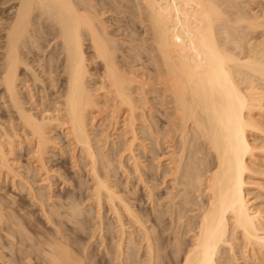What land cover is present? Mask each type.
Returning <instances> with one entry per match:
<instances>
[{
  "label": "bare ground",
  "instance_id": "1",
  "mask_svg": "<svg viewBox=\"0 0 264 264\" xmlns=\"http://www.w3.org/2000/svg\"><path fill=\"white\" fill-rule=\"evenodd\" d=\"M132 1L131 7L136 8L132 14L145 26L139 38L130 35L131 31L138 32L132 21L123 30L107 22L119 4L125 5L122 0H0V97L5 107L0 111V176L12 178L23 188L26 183L33 198L45 205L54 195L50 156L59 144L53 133L59 128L73 146L72 157L77 159L81 153L89 160L93 200L100 208L107 204L119 223L120 233L116 234L120 240L115 251L114 244L110 247L108 264H139L134 259L138 249L132 246L136 230L146 242L147 264H160L169 258L156 242L163 236L165 213H170L174 227L168 238L172 239L171 246L177 241L173 250L178 264L238 262L232 254L233 258L228 256L224 261L222 254L225 246L234 250L239 239L245 243V252H263L264 217L249 198L247 185L251 174L261 173L253 163L257 144L252 134L264 133V123L256 116V111H264V91L254 83L264 82V38L254 42L249 35L251 29L264 27V18L249 17L244 6H238L242 0ZM142 48L149 57L147 63L141 61ZM244 48L248 53L240 56L236 50ZM39 95L49 103H39ZM106 111L111 122L108 127L112 125L121 138L119 142L114 138L110 148L109 131L113 128H106L104 138L99 135L103 139L95 138L93 131L97 118L106 119ZM142 114L147 115V123H143L147 130L140 126L145 120ZM162 115L167 117L166 124ZM144 132L148 137L143 138L152 143V157H160L159 168L163 165L161 157L166 155L164 172L157 175L156 165V173L151 174L157 179L155 185L171 180V187L177 190L170 193L174 194L171 205H161L163 209L155 194L158 204L152 207L154 214L149 210L146 215L142 205L136 209L132 197L117 188L121 178L109 173L116 165L112 163L114 156L110 157L115 154L111 145L122 142L120 148L116 145L120 155L115 154L120 158L115 159L117 164L125 168L129 180L133 171L140 181L145 180L146 169L142 173L144 163L141 165L136 151L137 145L144 143L140 137ZM99 140H104L103 147ZM164 144L169 151L161 153ZM23 148L30 168L45 185L38 191L31 181L34 177L23 173L16 163L24 155ZM126 154L134 170L127 166ZM119 167L115 168L118 172ZM147 181L151 180L144 183ZM151 186L147 188L152 196L156 186ZM4 193L0 194V227L7 224L12 228L16 222L2 202L8 198L5 200L13 208L18 198L9 191ZM125 214L130 228L136 226L129 234L135 252L124 249L129 223ZM148 220H152L153 232L146 224ZM186 234H191V239L183 243ZM7 237L10 243L15 241L13 232ZM49 244L51 249H42L44 262L37 264H86V259L66 242L52 239ZM25 256V264H35ZM1 260L0 264L6 263Z\"/></svg>",
  "mask_w": 264,
  "mask_h": 264
},
{
  "label": "rangeland",
  "instance_id": "2",
  "mask_svg": "<svg viewBox=\"0 0 264 264\" xmlns=\"http://www.w3.org/2000/svg\"><path fill=\"white\" fill-rule=\"evenodd\" d=\"M109 1L112 2V0H109ZM119 2L121 3V0H119ZM221 2L222 1H220V3ZM242 3H243V5H242ZM109 4L110 3H108V5ZM122 4L123 5L125 4V5L121 6L119 4L120 8L116 7V10L112 11L111 14H109L110 16H107V22L109 21L108 24L111 23L112 26H116V25H118L119 27L121 26L120 29L123 30L124 29L123 26H125V24L127 22L132 21L136 24L135 28L138 29V32L133 31V33H132V31H131L130 35L132 36V34H133V37L139 38L140 32H142L144 30L145 26H144V23H142L137 17H135V15H133V14H136V8L131 7V5H134V2L132 0H124V1L122 0ZM239 4L240 5H238V6H240L241 8H243V6H244L245 12L247 11L246 13H248L249 17H251V18L258 17L259 19L264 18V0H245V1L242 0V2H239ZM111 5H112V3L110 4V6ZM126 5H128V6H126ZM125 6H126V8H125ZM222 6L224 7V5H222ZM127 7H129V8H127ZM225 7H226V5H225ZM226 8H228V7H226ZM234 9H238V8L234 7ZM118 10H120V11L118 12ZM134 20H136L137 23ZM131 29H133V28H131ZM249 38L254 42H259L261 39L264 38V27L261 26V27H258L257 29H253V30L251 29ZM143 50L144 49L142 48L141 53L142 54L144 53V54L143 55L141 54V56H142L141 61L143 59V61L146 62L148 60H145V59H149V57L147 55V52L145 53V51H143ZM236 52L240 56H244L246 53H248V50L245 48L243 50L237 49ZM141 61H139V62L141 63ZM139 62H137V63H139ZM140 63H139V65H140ZM135 64H136V62H135ZM136 65L138 66V64H136ZM147 65L149 66L150 64H147ZM138 67H137V69H138ZM141 67H140V69H141ZM143 67H145L144 68L145 70L148 69L146 66H143ZM144 69H141V70L145 71ZM251 79L255 80L254 78H251ZM256 81H258V80H256ZM256 81L254 83H257L259 88L262 91H264V82H262V81L256 82ZM246 84H248V83L245 82V85ZM39 96L37 98H38V102L40 103L44 98L42 99L41 96H40L41 98H39ZM151 96H153V95H151ZM43 101L46 102L47 100H43ZM46 103H49V102H46ZM3 106H4V99H2L0 97V111L5 109V107H3ZM109 108H111V107H109ZM104 113H105L104 115L106 117L105 120L102 118L100 119V117L95 120L96 125L94 126L95 128L93 129V131L98 132V134H96V132H94L96 134V135L94 134L95 138H96V136H98L100 139H103L104 138L103 136H105V134H108V130H106V128H108L109 130L111 128H113L112 125L109 126L110 128L107 125V124L111 123L109 120L110 115H109L108 111H106ZM146 116H147L146 114H142L141 119L144 118L145 120L144 119L143 120L146 121V118H145ZM256 116H257V118H260V120H262L264 123V111H256ZM107 117H109V118H107ZM162 118H163L162 121L166 124L167 117L165 115H162ZM144 121L142 123H140V124H142V125H140L141 127L142 126L144 127L145 124L147 123V121L146 122H144ZM143 123H145V124L143 125ZM146 127H144L145 130H147ZM144 128H143V130H144ZM103 130H104V132H103ZM114 130H115V128H113L109 131V133L111 132L112 134L110 133L111 134L110 135L111 139L109 140L110 143L108 144V142H107L108 148H110L109 147L110 144H113L114 138L118 142L121 141V138L117 135L118 133L115 134L116 131H114ZM139 131H142V130L139 129ZM105 132H107V133H105ZM113 132H114V134H113ZM53 133L55 136L57 135L56 138H57V141L59 142L58 146L55 147V149H53L51 151V156H50V160H52V162H51L52 164H50V166L52 167L51 170H52V181L54 183V186H53L54 195L50 199L45 200V202H46L45 205H41L39 201H36L33 198V196L29 193L28 187H26V183L25 184L23 183L25 185L23 188V186L20 184H14L12 181V178H8V179L4 178L3 179L0 176V186L3 187V188L0 187V188H2V190L0 191V194L4 195L5 194L4 192L8 193V191H9V192L15 194L18 198V202L15 203V205L13 204V208L8 206L10 203V202H6V200L8 198L7 199L5 198L6 200L3 198L4 201L2 203L5 204V205L4 204L3 205L6 207V211L8 212V214L14 218L16 225L13 226L12 228L8 227L7 224L3 225V227H0V259H2L4 261V263L6 262L5 264H25L23 257L25 255H29L34 260L35 264H37V262L42 263L41 260H43V259H41V258H44V255H43L44 253L42 252L43 247L46 249H51L49 242L52 239H60L64 243L66 242L67 245L69 244L70 247L74 248V250L77 253L82 255L84 257V259H86L85 260L86 264H88V262H89V264H108L107 258L110 254L109 249L112 246V244H114V245H116V246L113 245L114 251H115V249L117 248V245H118L116 243H118L120 240L119 234L118 233H117L118 235L116 234V232H118L120 230L119 223L115 222L116 221L115 215L113 212H111V210L107 204H105V206H103L102 207L103 209H102V208L97 206L98 204L95 203L96 201H94L92 198V194H91V192H92L91 188L92 187L91 186L93 185L94 182L91 180V177L88 174L89 172L87 169H89L88 167H90V166H88L89 160L87 159V157H85V156L83 157V156H81L82 154L79 153V156L77 157L78 160L76 158H73L72 157L73 156V150H72L73 146L69 143L68 137L66 136V134L62 131V129H59V128L55 129ZM101 133H103L104 135ZM141 133L142 132H140V134ZM144 133H146V132H144ZM144 133L142 136H140L141 140H142L144 135L146 137H148V134L147 133L144 134ZM254 133L252 134V137H253L252 140L254 139V141H253V142H255L254 144L255 145L257 144V154L255 155L256 157L254 156L255 159L253 158L254 162L253 161L252 162L257 167L256 168L257 170H258V168L260 169L259 171H261V173L260 172L258 173V171L255 170V171H257V173L256 174L253 173L254 175L251 174L253 176L250 175V179L252 181H250L251 183H249V185H247V187H248V191H249L248 192L249 198L253 201L254 207L255 208L257 207L256 208L257 210L260 209L258 211H260V213H262V216L264 217V133H262V132H254ZM99 135H101L103 138H101V136H99ZM98 137H97V139H98ZM146 137H145V139L143 138L144 139L143 144H145V145L141 144L142 142L140 141L141 143H139L137 145L136 151L139 152V153H137L138 157L139 158L141 157V160H140V162H142L141 165H143V163H144V165H146V166L143 165L144 170H141L142 173L146 172L145 173V180L148 179L154 183L153 184V183H151V181H147L148 184L147 183L146 184L148 186H149V184H150V186L153 185V186H151V188L152 187L154 188L158 182L155 183L157 179L155 180V175H153L154 176V179H153L151 174H153L152 172H154V174L156 173L155 172V171H157L156 165L158 166V164L160 163L159 162L160 157H158L159 159L158 158L155 159L152 157L153 154H151V149H150V146H152V143L150 140L149 141L150 144H149L148 143L149 139H146ZM99 141H98V143H102V144H99V146L102 145V147H103L102 141H104V140H99ZM120 143L122 144V142H120ZM120 143L116 144L119 148H120ZM116 145L115 146L111 145V151H112V147L113 148L115 147V149H114L115 154L120 156L116 151L118 148ZM146 145H149V146H146ZM144 146H146V148L147 147L148 148L145 149ZM164 146H163L164 149H162V147H161L162 150L160 149L161 153H162V151L164 152V150L167 151L169 149V148H166L167 147L166 144H164ZM143 147L146 150V153H145V150H143ZM19 149H18V152H19ZM105 150L107 151L108 149L105 148ZM23 151H24L23 152V154H24L25 153L24 148H23ZM111 151H109V153ZM20 152H22V151L20 150ZM118 152L121 153L122 151L121 152L118 151ZM112 154H113V151H112ZM115 154L110 156V157L113 158V156H114V158L116 159L118 156H116ZM109 155H111V153ZM165 157H166V155H164L163 158L161 157V159H162L161 161H163V165L160 168L158 166V168L160 169V170L158 169V171L160 173H158V171H157V175L162 174L164 172L163 169H165V166L167 165L166 164L167 161L165 160ZM127 158L129 159V156L126 154L124 160H125L127 166L130 167L131 170H134L133 161L131 159L128 161ZM20 159H19L20 161L18 160V162H16V163L19 164L21 171L23 173L26 174V172H27L29 176L34 177V180L32 179L31 181H32V183L34 182L33 184L35 186L36 191H38L39 187L45 186L44 184H42L43 182L41 180L40 175H38L37 172H35L34 170H32V168H30L31 166L29 165V159H28L27 155L24 154ZM115 159H113L114 161L112 163L114 165L116 164L115 165L116 167L111 166V168H109V171L111 170L109 173L112 176L117 175L116 176L117 178L118 177L121 178L120 180H118L115 177V179H117V183H118V181H119V183L121 182L120 183L121 185L118 183V186L120 185V187L117 186V188L118 189L120 188V190L124 191L125 193L127 192L128 193L127 195H130L132 197V198H130V196H128L127 199L130 198L132 201L131 203L133 205L136 204L135 205L136 209H137V207L138 208L142 207L143 208L142 210L145 213V215L149 210H150L149 211L150 213L151 212L153 213L154 211H152V210H153L155 204H158V201H156V200L157 199L159 200V198H160V200H159L160 201V203H159L160 207L168 206L170 201H172L173 195H174V194H172V196H171L170 193H174V192L176 193L177 192L176 188L171 187V186H173L171 180L165 184L160 183L161 185L158 186L159 189L156 186V189L152 190V193L154 195L152 194V196H151L150 190H148V188H147L148 186L144 183L145 180H143V181L141 180L142 181L141 182L140 178L138 176V173H136L135 171H133V172H135V174H132L133 172H129L130 175H132V176H130L131 180H129L130 178L128 179V177H127L128 174L124 171L125 168H120L119 164H117V163H119V161H117V160H120V158H117V160H115ZM151 159L152 160L155 159V160L150 161ZM131 161H132V163H131ZM21 163H22V165H21ZM150 163L151 164L154 163L155 165L153 164V166L151 167ZM78 164H80V165H78ZM114 167L115 168L119 167L118 168L119 172ZM140 168L142 169V166ZM104 169L106 170V168H104ZM145 169H146V171H145ZM143 171H145V172H143ZM114 172H115V174H113ZM137 179H138V182H137ZM78 181L80 183L83 182V184L78 183ZM127 181H128V183H127ZM18 183H19V181H18ZM144 185H146V186H144ZM125 193H123V194L125 195ZM155 194H157V196H155ZM158 195L161 197H159ZM154 196H155V198H157L156 200H154L155 199V198H153ZM125 197H126V195H125ZM1 199H2V197H1ZM140 199H142V200H140ZM155 201L157 203H154ZM6 204H7V206H6ZM74 204H76V205H74ZM152 204H153V206H152ZM138 205H142V206L139 207ZM170 205L171 204H169V206ZM144 207H145V209H144ZM77 209H79L80 211ZM162 209H163V207H162ZM144 210H146V212ZM98 211H99V213H98ZM150 213H149V215H152ZM125 217H127L126 220L129 222L128 216L126 215ZM144 218H146V216ZM101 219H102V221H101ZM162 219H163L162 224H163L164 230L162 229L161 236L162 235L163 236L161 237V239L159 241H156V242L157 243L160 242L159 244H161V247L163 246L162 251L163 252L165 251V254H169L170 256H169V258L161 260L160 264H168V263L178 264L177 258H175V254H176L175 253V250H176L175 247H177V241L175 240L176 241L175 246H171L172 239L169 237L170 238V241H169V238H168V236L169 235L171 236L173 233V230L171 231L170 229H174V227L171 228L172 224L170 223L171 222L170 213H165L163 215ZM127 221H126V223H127ZM112 224H114L115 226ZM129 224L131 225L130 222L126 225V227L128 226L127 227L128 229L126 228L128 231L127 232L128 238H126L127 242L125 241V243H124V246H125L124 249L126 248L125 249L126 252H129V251L132 252V249H133L132 246L136 247L135 249L136 250L138 249V251L136 253V254H138V255H136V257L138 259L137 258H134V259H136V262L138 261L139 264H147L148 260L146 259L147 257L145 256V254H146L145 239H144V241H143V239H141V237H142L141 233L139 235V231L136 230V226H133L130 228ZM146 224L149 225V227H150V225H152V220H150V221L148 220V222H146ZM169 225H170V227H169ZM109 226H111L110 227L111 229L109 228ZM167 226H168V228L166 229ZM151 229L152 228L150 227V231H151ZM134 230H136V232ZM131 231L135 232V233L133 232V236H134L133 240L136 239L133 242L132 246H131L132 242L129 241V239H130L129 234ZM10 232H13V234H14L13 238L15 241H13V243H10L9 238L7 237V235L10 234ZM151 232H153V230ZM119 233H120V231H119ZM153 234L154 233H152V235ZM184 237H185V239L184 238L182 239L183 243H185V241L188 242L191 239V234H186V236H184ZM48 239H50V240H48ZM239 241L235 242L236 244L234 246V250H230L229 246H225L226 247L225 249L227 251L224 249L225 250L224 252L225 253L227 252V253L225 256V253L223 252V254H222L223 259L222 260L225 261L226 257H228V256L230 257L232 254V256H234V259H235V257H237V260H238V262L236 261V259H235V261L232 260V262H234L233 264H238V263L239 264H241V263L242 264H254L255 262H256L255 264H264V261H263L264 260V256H263L264 251L263 252L261 251V253H257V254L253 253L256 256L255 257V256H253L252 252H248V251L245 252L244 250H246V247L244 245L245 244L244 241H242L240 239H239ZM168 242H169V244H168ZM165 244H167V245H165ZM242 245H244V246H242ZM39 246H41V247H39ZM129 246H131V247H129ZM165 246H167L166 249H165ZM182 246H185V245H182ZM244 247H245V249H244ZM135 249H133L134 252H135ZM173 249H175V250H173ZM171 252H173V253H171ZM244 252L246 255L244 254ZM259 254H261V255L263 254L262 255L263 258L262 257L260 258L261 255H259ZM244 255H245V257H244ZM257 255H259V256H257ZM127 256L129 257V254H127L126 257ZM174 259H175V261H174ZM249 259H250V262H249ZM43 262H44V260H43ZM116 262H118V261L116 260Z\"/></svg>",
  "mask_w": 264,
  "mask_h": 264
}]
</instances>
